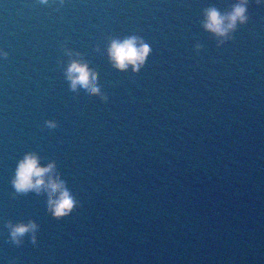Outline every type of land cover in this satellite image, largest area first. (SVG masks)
I'll use <instances>...</instances> for the list:
<instances>
[{
	"label": "water",
	"instance_id": "water-1",
	"mask_svg": "<svg viewBox=\"0 0 264 264\" xmlns=\"http://www.w3.org/2000/svg\"><path fill=\"white\" fill-rule=\"evenodd\" d=\"M237 2L0 0V264H264V3L226 38L203 27ZM133 35L150 55L120 71L108 47ZM73 58L99 94L71 90ZM29 152L68 216L14 189Z\"/></svg>",
	"mask_w": 264,
	"mask_h": 264
},
{
	"label": "clouds",
	"instance_id": "clouds-1",
	"mask_svg": "<svg viewBox=\"0 0 264 264\" xmlns=\"http://www.w3.org/2000/svg\"><path fill=\"white\" fill-rule=\"evenodd\" d=\"M41 2L47 3L48 0H41ZM257 2L264 3V0H257ZM247 7L248 0H238L227 13H221L217 8L210 7L205 11L203 27L217 37L226 38L238 24L247 22ZM107 51L113 66L118 70L126 71L131 66L134 72H139L146 63L151 48L141 38L133 35L123 40H112ZM68 55L79 56L80 54L69 51ZM65 72L73 92L79 90L86 97L100 93L97 78L89 72L86 62L73 58ZM47 123L50 127H56L54 121L50 120ZM11 182L17 193L26 194L34 191L37 195L43 194L46 199V209L54 218L66 217L76 207L77 202L65 181L56 177L54 164H42L41 157L35 152L26 153L18 161ZM8 227L14 244L21 243L27 237L30 245L35 246L33 237L36 229L33 224L9 222Z\"/></svg>",
	"mask_w": 264,
	"mask_h": 264
}]
</instances>
